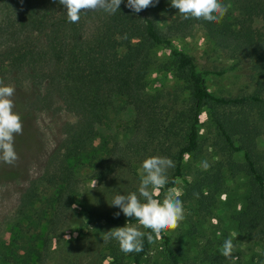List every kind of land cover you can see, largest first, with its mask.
I'll use <instances>...</instances> for the list:
<instances>
[{"label": "rangeland", "instance_id": "obj_1", "mask_svg": "<svg viewBox=\"0 0 264 264\" xmlns=\"http://www.w3.org/2000/svg\"><path fill=\"white\" fill-rule=\"evenodd\" d=\"M94 11H88L87 27L92 25ZM16 14L14 4L0 3V56L4 57L10 48L29 37L16 28ZM31 38V43H35V35ZM170 45L191 59L194 71L202 77L212 96L232 99L256 93L255 81L259 76L253 62L231 56L227 50L215 46L199 29L189 36L172 37ZM122 53V49L117 51L112 66L123 75ZM149 58L151 64L144 76L143 91L150 97L153 109L150 133L140 131L134 135L132 110L119 97L87 146L92 150L90 154L100 156L117 144L122 149L120 163L102 178L91 176V169L85 165L73 167V177L77 178L75 186L79 187L78 201L100 213L120 212L111 206L113 197L138 191L139 169L146 158L167 157L175 165L176 151L183 141L186 125L179 114L188 107L187 84L177 76L169 48L155 46ZM44 68L43 62L31 61L20 73L6 75L3 72L5 79L1 80L0 86H11L16 90L12 97L13 111L20 116L23 131L14 137L18 160L14 165L0 162V264H38L40 255L44 257L43 264H132V253L121 252L115 240L104 241L103 233L126 224L140 227L137 222L93 224L87 221L80 207H72L73 221L64 231L46 232V198L59 179L67 178L71 164L66 162L64 168L61 167L54 151L58 143L56 126L64 117L56 95L50 92L53 104L49 111L34 110L35 95L45 89L46 82L37 76ZM255 95L264 97V91ZM207 115L208 110L203 108L197 119V150L182 157L179 175L157 197L162 201L167 188L182 192L184 219L164 237L176 250L178 264H232L220 254L224 240L230 236L235 245L234 255L239 257L236 264H264V231L252 236L241 235L235 231L232 221L248 192L249 179L242 172H229L224 165L227 159L241 163V153H224L213 144L214 130ZM257 143L264 149V135ZM205 161L209 164L207 170L203 167ZM215 170L220 174L221 185L217 193H212V200L201 205L185 198L188 185ZM173 173L174 168H170L168 178ZM207 191L208 187L201 188L203 195ZM33 193H37L39 201H35ZM21 197L26 199L22 214ZM162 242L163 239L149 243L140 264H169Z\"/></svg>", "mask_w": 264, "mask_h": 264}, {"label": "trees", "instance_id": "obj_2", "mask_svg": "<svg viewBox=\"0 0 264 264\" xmlns=\"http://www.w3.org/2000/svg\"><path fill=\"white\" fill-rule=\"evenodd\" d=\"M4 2L14 4L16 28L29 37L10 48L4 57L0 56V81L5 79L3 72L14 75L31 61L43 62L45 68L37 76L46 84L45 89L35 95L34 110L49 111L54 93L64 116L56 126L58 143L54 151L61 167L64 168L66 162L71 165L67 178L59 179L46 198L47 233H61L71 224L73 205L85 212L89 223L136 222L123 213L119 216L100 213L80 203L79 187L75 186L77 178L72 172L73 167L85 165L91 169V176L102 178L120 163L122 149L117 144L100 156L90 154L92 150L87 146L119 97L132 110L134 135L140 131L150 133L153 109L150 97L143 90L144 76L151 64L149 53L155 46L169 48L176 74L187 84L189 93L188 107L179 114L186 127L176 151L169 185L179 175L182 157L198 148L197 119L206 108L207 119L214 130L213 144L224 153L240 152L242 156L241 163L227 159L224 166L229 172H242L249 179L243 204L232 216L235 231L246 236L264 231V149L257 143L264 135V97L255 95L264 91V0H222L229 7L219 23L184 19L171 6V0H154V6L139 13L126 7L127 0H122L113 14L96 9L90 28L86 25L90 18L88 11L81 13L77 23H69L58 0H0ZM196 29L231 56L253 62L259 76L255 81V94L226 99L214 97L207 91L191 59L170 45L172 37L189 36ZM33 35L35 43L30 41ZM120 49L123 50L120 57L123 75L112 66ZM220 185V174L215 170L188 185L184 195L188 200L206 205L205 201L212 200V193H217ZM204 186L208 187L205 195L201 193ZM33 195L35 201H39L37 193ZM20 200L22 214L26 199L21 197ZM162 245L168 263L178 264L176 250L164 236ZM148 246L145 237L143 251L131 254L132 264L141 263ZM42 249L45 250L44 245ZM39 258L38 264H43V255Z\"/></svg>", "mask_w": 264, "mask_h": 264}, {"label": "clouds", "instance_id": "obj_3", "mask_svg": "<svg viewBox=\"0 0 264 264\" xmlns=\"http://www.w3.org/2000/svg\"><path fill=\"white\" fill-rule=\"evenodd\" d=\"M63 7L69 23H77L82 12L102 9L115 13L122 0H58ZM150 6L154 0H127L126 7L134 13H139ZM175 8L184 19H195L201 22L219 23L226 12L228 5L222 0H171ZM0 81V85H2ZM15 89L11 86H0V162L14 165L18 155L14 148L15 135L22 134L23 126L20 116L13 111L12 97ZM174 162L161 156L146 158L139 169L140 183L137 192L127 195L116 194L111 206L120 210L115 213L119 216L122 212L125 217L134 219L140 227L128 226L113 228L103 233L104 241H117L121 252L125 254L140 253L144 248V238L152 244L162 240L168 232L175 230L184 219V208L180 197L182 192L175 188H167L161 201V195L169 183L168 170L174 168ZM205 170L209 164L203 162ZM96 185V180L94 181ZM73 208L76 205L72 206ZM143 228L149 231H141ZM235 245L233 238H226L220 248V254L236 264L239 259L234 255Z\"/></svg>", "mask_w": 264, "mask_h": 264}]
</instances>
